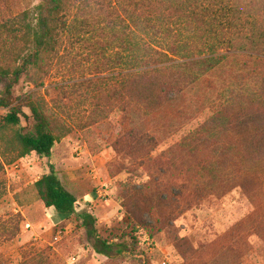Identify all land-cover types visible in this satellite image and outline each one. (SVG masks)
Returning a JSON list of instances; mask_svg holds the SVG:
<instances>
[{"label":"rangeland","instance_id":"1","mask_svg":"<svg viewBox=\"0 0 264 264\" xmlns=\"http://www.w3.org/2000/svg\"><path fill=\"white\" fill-rule=\"evenodd\" d=\"M38 2L0 0V24ZM80 24L73 10L41 85L35 87L23 76L14 89V96L34 92L44 99L48 115L63 128L50 161L79 207L68 218L46 208L34 184L47 171V158L35 152L18 157L6 142L10 132L0 130V264H137L98 253L83 223L86 215L93 216L89 228L104 240L121 242L128 234L135 238L146 264H264V189L253 199L238 189L225 194L228 189L218 187L219 176L209 169L215 159L190 143L229 91L259 88L264 61L251 62L257 76L239 82L236 75L250 66L244 68L236 57L224 59L190 87L187 117L166 110L139 118L123 112L111 97L120 87L121 69L130 70L129 64L120 66L122 58L128 61L132 55L130 44L101 34L100 26ZM7 36L0 30V67L6 64L1 53L9 48ZM3 87L0 82V95ZM7 111L0 107V121ZM21 120L31 128L30 119ZM139 120L157 139L149 158L115 149V140ZM170 187L176 188V201L157 207L155 194ZM133 196L141 202L136 204ZM127 211L133 214L130 223Z\"/></svg>","mask_w":264,"mask_h":264},{"label":"trees","instance_id":"2","mask_svg":"<svg viewBox=\"0 0 264 264\" xmlns=\"http://www.w3.org/2000/svg\"><path fill=\"white\" fill-rule=\"evenodd\" d=\"M73 10L82 27L100 26L101 34L109 33L113 40L130 44V59L122 58L120 63L121 67L129 64L130 70L125 73L121 69L120 87L111 97H116L123 112L139 118L166 110L187 117L190 87L224 59L236 57L244 68L264 61V0H39L0 24L9 42V48L1 53L6 64L0 67L4 86L0 107L8 111L0 121V130L10 132L6 142L18 157L35 152L47 158V171L34 185L45 207L60 218L74 215L79 207V200L62 184L50 161L56 142L65 133L48 115L44 99L34 97V92L14 96V89L23 76L35 87L41 85L58 54ZM117 26L120 30L115 32ZM255 76L250 66L236 79L245 82ZM259 84L254 92L250 88V92L229 91L214 116L203 124L202 132L196 131L190 141L215 159L216 164L209 169L219 176L218 187L228 189L225 194L238 189L251 199L264 189V75ZM21 117L31 120L30 129L23 127ZM142 122L115 140L117 151L151 156L157 139L142 128ZM175 189L157 192L156 206L171 207L176 201ZM133 201L141 202L134 196ZM92 219L86 215L83 223L93 234L98 253L108 259L128 257L146 264L135 238L128 234L121 242L104 240L89 228ZM125 219L130 223L132 212L127 211Z\"/></svg>","mask_w":264,"mask_h":264}]
</instances>
